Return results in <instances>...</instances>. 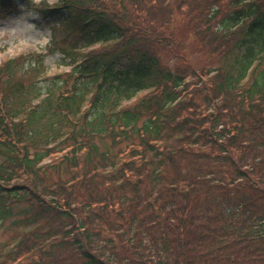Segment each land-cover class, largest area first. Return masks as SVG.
Instances as JSON below:
<instances>
[{"label":"trees","instance_id":"obj_1","mask_svg":"<svg viewBox=\"0 0 264 264\" xmlns=\"http://www.w3.org/2000/svg\"><path fill=\"white\" fill-rule=\"evenodd\" d=\"M37 14L45 51L0 65V264H264V0ZM55 53L71 70L48 77Z\"/></svg>","mask_w":264,"mask_h":264},{"label":"rangeland","instance_id":"obj_2","mask_svg":"<svg viewBox=\"0 0 264 264\" xmlns=\"http://www.w3.org/2000/svg\"><path fill=\"white\" fill-rule=\"evenodd\" d=\"M43 1L47 4L57 2V0H19L18 8L8 15L0 11V65L9 58L45 51L47 44L52 39V33L46 22L37 14L36 9L41 7ZM175 35L174 38L179 49L189 57L191 62L196 64L195 66H206L209 63L204 57L209 55L196 47V40L183 28L181 19L180 22H177ZM172 50L176 52L174 48ZM166 56L165 54L164 60H166ZM45 64L49 75L64 72V69L59 66L61 64L59 53L49 55L45 59ZM170 64H172L171 61ZM10 226V223L7 222L0 228V243L10 239L12 235Z\"/></svg>","mask_w":264,"mask_h":264}]
</instances>
